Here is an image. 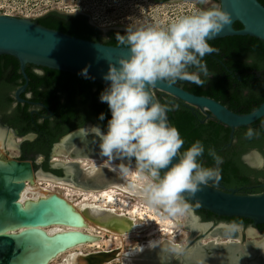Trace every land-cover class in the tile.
Listing matches in <instances>:
<instances>
[{
	"label": "water",
	"instance_id": "obj_1",
	"mask_svg": "<svg viewBox=\"0 0 264 264\" xmlns=\"http://www.w3.org/2000/svg\"><path fill=\"white\" fill-rule=\"evenodd\" d=\"M218 2L219 8L227 12L231 20L213 38L248 34L264 41V6L258 0H218ZM235 20L242 25L240 28L232 26ZM129 52V46H115L80 38L42 26L33 19L0 14V54L12 55L17 59L19 71L24 79L23 83L14 91L16 101L24 100L19 96V93L27 83L24 72L26 63L68 71L109 86V82L103 79V75L108 71L109 61L116 63L118 58L128 56ZM84 68L88 70L87 76L82 74ZM152 90L170 95L190 108H198L204 117H214L230 128V137L233 128L246 126L264 116V99L253 110L238 113L211 97L194 94L180 85L170 84L168 81H158L154 86H149L150 94L156 101ZM93 127L99 126L87 121L68 130L52 143L50 151H55L59 144L67 147L69 144L77 142L87 147L81 149V154L91 156L92 148L100 150L99 138L93 132V135L88 134V129L91 130ZM3 128L6 132L10 131L16 134L15 130L11 128L5 126ZM100 129L104 131L102 128ZM18 144L19 142L14 143L13 146L18 147ZM250 156H255L256 160H252ZM123 160L136 165L133 159ZM242 161L253 166L261 162V157L253 150L244 154ZM66 164L72 168L73 176L66 173L61 164H55L61 170L60 175L49 170L38 169L57 178L74 179L76 175H81L83 168L78 162L72 161L66 162ZM34 171H36V167L29 159L0 157V264H47L59 253L79 243L95 240L97 237L79 230L85 226L82 214L68 200L55 192L34 199H20L19 196L25 183L33 182ZM161 175H163V171ZM184 200L188 205L187 209L197 217L198 222L208 224L203 232H189L186 245L199 242L201 236L212 235L214 228L211 221L200 220L191 208V204L217 215L248 218L253 224L264 223V191L236 193L234 189H222V185L216 180L202 184L195 195L184 193ZM52 224H61L72 228L49 233L44 227ZM253 241L241 242L239 233L237 240H232L225 246L236 245L242 248L247 245L255 248ZM201 247L204 250L208 247L220 249L223 245H215V243H211V240H208L201 243ZM186 248L180 246L179 249L168 252V256L165 257L155 255L152 250H144L140 253L139 258L144 261L150 259L149 262L154 264H178L180 261L178 259ZM235 253L237 254V252ZM236 264L249 263L238 262ZM259 264H264V260Z\"/></svg>",
	"mask_w": 264,
	"mask_h": 264
},
{
	"label": "trees",
	"instance_id": "obj_2",
	"mask_svg": "<svg viewBox=\"0 0 264 264\" xmlns=\"http://www.w3.org/2000/svg\"><path fill=\"white\" fill-rule=\"evenodd\" d=\"M218 1V0H214ZM264 6V0H258ZM33 20L45 27L52 28L70 35L102 42L115 46H128L120 44L117 36L127 35V31L120 29H110L102 35V31L91 24L84 13H64L55 9H50L43 14L33 18ZM234 28L242 25L235 20L232 23ZM210 46L218 49L217 52L207 54L202 58V63L206 64L209 75L200 74L204 81L202 86L188 80L177 79L175 84L194 93L209 96L215 100L223 102L225 93L230 85H262L264 86V41L248 34L225 35L209 39ZM40 69V73L34 68ZM3 68L10 69L13 82H1L0 90V111L3 119L18 131L25 133L34 131L36 136L31 140L22 142V151H36L44 155L43 168L50 169L46 158L50 146L58 137L68 130L78 127L90 121L104 131L107 130V122L111 118V112L106 103L99 99L100 93L108 86L89 80L83 76L68 71L46 67L34 66L26 63L24 72L28 79L27 89L30 90V100L40 101L46 112H51L49 117L36 121L37 116L27 109V104L17 101L10 112H6L14 99L7 95V91L13 89L17 84L23 82L18 67L17 59L8 54H0V73ZM257 70L262 75V79L253 77V71ZM189 72H197L198 69L190 67ZM19 81V82H17ZM57 91L63 93L64 99H58ZM22 97V94H19ZM250 101L258 104L264 99V91L254 93ZM156 101L161 105H166L168 111L167 122L175 127L184 141L180 149L182 155L195 141L199 140L204 145V154L198 158L205 168L217 167L214 158L209 155V149H213L222 162L219 164V179L224 187H241L243 193H257L261 191V186L250 179L251 175H259L262 170H256L244 163L240 157L241 153L248 147L256 146L261 149L264 155V128L258 132V138L247 136L241 139L238 129L233 135L237 137L235 143L227 145L230 141L228 137L229 127L217 121L214 117L204 118L203 113L197 109L190 108L182 104L174 97L161 94L156 91ZM251 109V107H247ZM242 109L239 113L248 112ZM104 114V119H99V114ZM264 120L259 117L255 121ZM253 121V122H255ZM251 122V123H253ZM250 123V124H251ZM247 126V125H246ZM246 126L238 128L247 130ZM135 160L134 158H132ZM56 174L60 173L59 168L53 169ZM193 208L203 218L216 216L218 218L247 223L250 220L243 217L217 215L209 210L197 207ZM259 225H264L260 223Z\"/></svg>",
	"mask_w": 264,
	"mask_h": 264
},
{
	"label": "clouds",
	"instance_id": "obj_3",
	"mask_svg": "<svg viewBox=\"0 0 264 264\" xmlns=\"http://www.w3.org/2000/svg\"><path fill=\"white\" fill-rule=\"evenodd\" d=\"M197 2L204 4L207 0ZM230 20V15L219 7L193 5L192 11L166 26L127 29L126 37L118 35L117 39L129 46V55L118 58L116 63L109 61L108 71L103 75L109 86L99 99L107 104L111 118L106 131L99 127L91 129L99 138L100 155L107 157L106 166L115 160L134 158L135 169L121 163L119 172H131L134 179L143 182L146 199L172 214L187 208L184 193L195 195L202 184L219 179L218 166L222 160L209 149L217 167L205 168L198 163L204 154V145L199 140L180 154L184 141L179 131L167 122V106L155 101L149 86L158 81L175 84L177 79L202 86L200 74L209 75L202 58L218 51L207 41ZM190 67L198 71L189 72ZM82 74L88 75L87 68L82 69ZM99 119H104L103 113ZM253 135L254 131L249 129L247 136Z\"/></svg>",
	"mask_w": 264,
	"mask_h": 264
},
{
	"label": "bare ground",
	"instance_id": "obj_4",
	"mask_svg": "<svg viewBox=\"0 0 264 264\" xmlns=\"http://www.w3.org/2000/svg\"><path fill=\"white\" fill-rule=\"evenodd\" d=\"M88 134L93 135L90 129H88ZM75 144L71 143L67 147L63 144L56 146L55 152L66 159L62 162H54L64 166L65 172L70 175L73 174V170L67 166L66 162H78L83 168L80 176L76 175L74 179L57 178L37 169L34 171L33 182L25 183L19 196L21 200L34 199L45 196L50 192L59 195L56 189L71 191L70 186L92 188L87 191H78L80 199L76 202L64 198L84 218L85 226L79 228V230L97 236L96 239L79 243L59 253L47 264H51L58 257H62L60 264H112V261L119 258H122L119 264H154L149 262L150 259L144 261V259L139 258L140 253L144 250H152L155 255L165 257L173 249H179L180 244L174 242L172 237L182 235L185 230H181L178 223L187 231L193 233L203 232L208 227L207 223L198 222L197 217L189 209H186L183 213L172 214L165 211L163 206L151 204L143 195L141 180L134 179L131 172L127 174L119 172V164L124 163L129 166L130 163L127 161L115 160L111 162V165L106 166L105 160H107V157L101 156L100 150L91 147L93 154L87 156V154H81V149L87 147L77 142ZM13 145L14 139L12 136L7 135L6 131L0 129V147H11ZM251 159L256 160L255 156H252ZM87 183L88 185H86ZM136 219L145 220L147 223L152 224L153 229L151 228L152 230L149 233H154V236L148 237L125 250H122L121 242L109 247H100V242L106 244L113 239L137 235L136 233L139 230L136 229L138 227ZM67 228L72 227L61 224L44 227L49 233ZM231 231L228 230L227 226H214L212 235L186 248L178 259L180 260L178 264H236L238 262L259 264L264 260V239L253 241L255 248L247 245L242 248L236 245L225 246L238 238L239 228H236L233 234ZM103 234L109 236L105 239L107 242L100 240ZM246 234L251 235L252 232L248 229ZM208 240H211V243H215V245L221 244L223 247L220 249L208 247L204 250L201 243ZM84 246L92 248L86 254H83L82 247Z\"/></svg>",
	"mask_w": 264,
	"mask_h": 264
},
{
	"label": "rangeland",
	"instance_id": "obj_5",
	"mask_svg": "<svg viewBox=\"0 0 264 264\" xmlns=\"http://www.w3.org/2000/svg\"><path fill=\"white\" fill-rule=\"evenodd\" d=\"M193 5H195L196 8H209L213 6L219 7V2L207 0L206 3L200 4L197 0H167L165 2H156L152 0H0V14H2L1 12H5L8 15L33 19L50 9H55L64 13L79 12L86 14L89 22L98 27L102 31V35H105L106 31L110 28L127 31V29H135L149 25L166 26L168 22L181 14H187L192 11ZM152 91L156 98V90ZM0 129L4 128L0 126ZM6 133L7 135L12 136L14 143L21 140V137L15 136L10 131ZM18 155L19 152L14 146L0 147V157L17 158ZM65 159V157L60 156L55 151H50L49 149L46 161L50 167L54 166L55 168H58V165H55V162H62ZM43 160L44 158L42 156L35 159L37 162V165L35 166L36 170L38 168L48 170L43 168ZM130 164L128 165L135 168L136 165L134 163ZM70 188H72L71 191L67 189L56 190L59 195L70 199L72 202H76L80 199V193H78V191H87L92 189L80 188L78 186H70ZM186 209L187 208H185L184 211ZM194 212L196 213V211ZM136 223L138 225L136 229L139 230L136 233L137 235L121 237L120 239H113L112 241L107 242L105 239L109 238V236L103 234L100 240L102 239V241L104 240L107 243L103 244L100 242V247H109L121 242L122 250H125L140 243L148 237L154 236V233H149V231L153 229L152 224L141 219H136ZM178 227L181 230H185V232L182 235L173 236L172 239L174 242L180 244V246L188 247L189 245H186V240L188 238L189 231H187L179 223ZM206 237V235L201 236L199 240H204ZM255 238L257 239V236ZM91 248L92 247L87 246L82 247V253L86 254ZM61 259L62 257H58L51 264H60ZM121 260L122 258H119L111 263L119 264Z\"/></svg>",
	"mask_w": 264,
	"mask_h": 264
},
{
	"label": "flooded vegetation",
	"instance_id": "obj_6",
	"mask_svg": "<svg viewBox=\"0 0 264 264\" xmlns=\"http://www.w3.org/2000/svg\"><path fill=\"white\" fill-rule=\"evenodd\" d=\"M152 1H156V2H165L167 0H152ZM110 29H116V28H110ZM109 29V30H110ZM34 65V64H33ZM34 66H38V65H34ZM34 71L36 72H41L40 69H38L37 67L34 68ZM253 77H258L259 79H262V75L260 74L259 71L254 70L253 71ZM1 82H6V83H11L13 82V78L11 76V71L10 69L7 68H3L1 73H0V83ZM19 82V81H17ZM23 82H20L19 84H17L13 89H10L7 91V95L12 97L14 99L13 102H11L10 106L8 107V109L6 110V112H10L13 107L16 104V100L14 98V91L15 89L20 86ZM28 86V79H27V83L24 87V89L20 92L22 94V98L24 99L23 101H19L22 102L24 104H27V109L29 110L30 113L35 114L37 116L36 121H41L42 119L49 117V115L51 114V112H46V107L43 108V103L40 101H33L30 100V90L27 89ZM227 88V92L225 93V98H223V105H225L227 108H229L232 111L235 112H241L242 109H248L247 107H251V109H248L249 111L253 110L254 108H256L258 106V104L262 101H260L258 104L255 105V102L250 101L251 96H253L254 93L260 92V91H264V86L262 85H245V86H241V85H230ZM1 85H0V90H1ZM19 93V94H20ZM58 94V99L60 101H62L64 99V95L63 93L57 91ZM209 97V96H208ZM194 109H197L199 112H201L198 108L193 107ZM202 113V112H201ZM2 112L0 111V126L2 127H8L11 128L13 130H15L14 134L15 136H19L21 137V140H19V144L17 150L19 152V155L17 156V159H29L34 166L37 165V162L35 161V159L37 157L42 156L44 158V155L42 153L36 152V151H22V142L24 140H31L36 136V133L34 131H27L25 133H21L18 131L17 127L9 125L2 117ZM212 116L209 117H204V118H211ZM264 117V116H262ZM247 130L235 127L232 130V135L231 137L229 136L230 133V128L228 131V137L230 138L229 142L226 143H235L237 141V137L233 135L235 130H239L238 134H241V139H243L244 136H246V133L248 132L249 129H252L254 131V135L252 136L254 139L258 138V132L260 130H262V128H264V120L261 121H255L251 124H248L246 126ZM264 137V136H263ZM227 144V145H229ZM255 151L257 152V154L259 155V157H261V162L257 165H253L249 167L256 169V170H262V173L255 176V175H251L250 179L254 180L255 183L259 186H261V191H264V155L262 154V151L260 148L256 147V146H251L248 147L246 150H244L240 157L242 159V156L246 153H248L249 151ZM250 158H252L250 156ZM253 160V159H252ZM49 166V165H48ZM50 167V166H49ZM53 169H55V167H50V171L53 172ZM56 174V173H55ZM61 174V170L60 173L58 175ZM221 184V183H220ZM222 185V184H221ZM222 189L224 190H228V189H234L236 193H243V188L241 187H224L222 185ZM191 208L193 209V211H195V209L193 208L192 204H191ZM196 214L199 216L201 221H211L213 223L212 226H217V225H223V226H227L228 230H232V234L235 233L236 228H239V233H240V238H241V242L245 241V240H261L264 239V225H259L260 223H256L253 224L251 221L247 222V223H243L241 221H232V220H228V219H223V218H218L216 216H210L209 218H203L199 213L196 212ZM221 223V224H220ZM250 230L252 232L251 235H247L246 231ZM246 235V236H245ZM257 236V239L255 238Z\"/></svg>",
	"mask_w": 264,
	"mask_h": 264
},
{
	"label": "built area",
	"instance_id": "obj_7",
	"mask_svg": "<svg viewBox=\"0 0 264 264\" xmlns=\"http://www.w3.org/2000/svg\"><path fill=\"white\" fill-rule=\"evenodd\" d=\"M2 14H6L5 12H1ZM8 15V14H7ZM27 183V182H26Z\"/></svg>",
	"mask_w": 264,
	"mask_h": 264
}]
</instances>
